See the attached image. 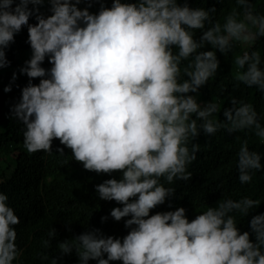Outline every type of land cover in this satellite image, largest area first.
I'll use <instances>...</instances> for the list:
<instances>
[{
    "label": "clouds",
    "instance_id": "9594fccd",
    "mask_svg": "<svg viewBox=\"0 0 264 264\" xmlns=\"http://www.w3.org/2000/svg\"><path fill=\"white\" fill-rule=\"evenodd\" d=\"M86 1L80 7L82 0H0V68L10 64L6 49L22 26L31 49L19 68L27 83L10 106L11 118L23 125L24 149L52 152L58 139L84 169L108 174L94 192L116 202L108 215L123 218L128 229L114 237L86 228L58 241L56 253L69 264H264V212L251 215L248 230L238 227V215L249 216L259 199L225 196L191 219L169 199L173 182L192 175L187 168L199 145L190 141L201 132L250 130L264 142L252 104L231 97L217 119L219 105L197 98L217 73V51L237 44L243 50L234 58L235 80L264 93V63L252 47L264 37V14L250 0H235L222 21L215 6L187 0H111L110 6L100 0L95 12L94 0ZM16 78L14 71L11 81ZM236 156L241 184L264 167L247 139ZM166 199L168 210L151 211ZM7 201L0 192V264H20L15 230L20 235L22 227L15 229L19 218ZM47 235L45 248L55 229ZM41 260L57 264L55 256Z\"/></svg>",
    "mask_w": 264,
    "mask_h": 264
},
{
    "label": "trees",
    "instance_id": "16d2710c",
    "mask_svg": "<svg viewBox=\"0 0 264 264\" xmlns=\"http://www.w3.org/2000/svg\"><path fill=\"white\" fill-rule=\"evenodd\" d=\"M182 2V0H181ZM190 6H215V18L223 20L224 15L231 11L235 0H187ZM254 11L264 14V0H250ZM87 3L82 0L80 7ZM100 0H94L90 11L95 12ZM110 6L111 0H104ZM47 14V4L41 9ZM30 23L35 20L30 17ZM27 41V29L14 35V41L6 49V57L10 61L7 67L0 68V192L8 196V204L13 207L19 218L15 229L22 227L20 235L16 231L15 243L20 250V264H48L41 260V255L47 254L57 258V264H69L70 258L61 257L56 253L58 241L79 234L86 228H99L106 235L122 237L128 231L124 227L123 218L115 221L109 214L110 209L117 206L115 201L101 200L94 192V185L109 178L108 174H97L83 168L80 162L72 158L69 149L59 144L58 139L52 141V152L38 150L27 152L23 147V125L11 118L10 106L20 96V88L27 83V76L20 74L19 68L31 55ZM207 47V46H206ZM261 53L264 63V37L259 38L252 46ZM243 46L237 44L231 52L221 54L217 51L219 61L217 73L199 89L198 100L216 102L220 112L215 118L223 119V108L229 106V99L236 97L252 104L260 122L264 124V93L255 87H248L235 80L236 67L234 58L240 54ZM43 66L48 67L45 59ZM17 73L14 82L12 73ZM12 82L9 92H4V86ZM38 78L33 79L37 83ZM247 139L250 150L261 154L264 165V142L250 131H239L232 134L218 130L212 135L202 132L190 141L197 143L199 150L187 170L191 172L188 181H174L175 193L170 197V207L185 208V214L191 219L196 212L206 209L219 198L230 196L239 199L249 196L259 199L260 203L249 216L240 218L238 227L248 230L251 215L264 212V167L254 171L249 182L241 184L236 170V153L241 141ZM64 148V153H56V147ZM118 175V173H113ZM169 199L164 204L152 209L165 211L169 209ZM101 216L107 219L101 222ZM54 228L56 235L50 241L48 248L42 245L48 239V230ZM89 264H95L89 261ZM110 264H120L112 261Z\"/></svg>",
    "mask_w": 264,
    "mask_h": 264
}]
</instances>
